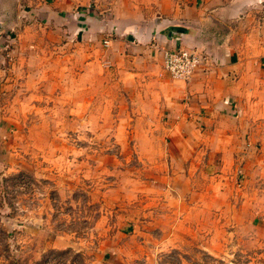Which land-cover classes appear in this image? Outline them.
I'll return each mask as SVG.
<instances>
[{"label": "rangeland", "instance_id": "374dc122", "mask_svg": "<svg viewBox=\"0 0 264 264\" xmlns=\"http://www.w3.org/2000/svg\"><path fill=\"white\" fill-rule=\"evenodd\" d=\"M187 1L2 0L0 264H264V185L211 146L158 145L153 91L107 61V24ZM236 197L255 205L238 220Z\"/></svg>", "mask_w": 264, "mask_h": 264}, {"label": "crops", "instance_id": "0c3cea01", "mask_svg": "<svg viewBox=\"0 0 264 264\" xmlns=\"http://www.w3.org/2000/svg\"><path fill=\"white\" fill-rule=\"evenodd\" d=\"M12 3L21 14V0ZM5 7L0 0V18L9 16ZM38 12L43 20L59 17L62 23L48 4ZM108 34L107 61L125 78L148 86L159 103L158 124L167 133L158 145L178 147L179 159L186 147L211 146L213 155L242 163L247 177L264 185V0H190L128 29L107 24ZM180 49L204 57L189 81L174 80L164 70V53ZM214 186L226 189L227 175L219 174ZM220 195L226 204L224 191ZM237 198L230 209L236 220L255 210ZM254 225L264 228V220Z\"/></svg>", "mask_w": 264, "mask_h": 264}, {"label": "built area", "instance_id": "2783aa9c", "mask_svg": "<svg viewBox=\"0 0 264 264\" xmlns=\"http://www.w3.org/2000/svg\"><path fill=\"white\" fill-rule=\"evenodd\" d=\"M203 62L204 57L194 51L180 49L164 53V70L178 81H189Z\"/></svg>", "mask_w": 264, "mask_h": 264}]
</instances>
